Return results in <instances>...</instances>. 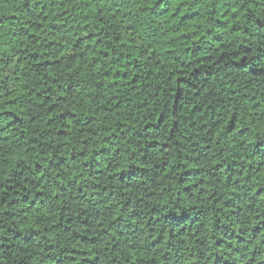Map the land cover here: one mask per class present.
<instances>
[{
  "label": "trees",
  "instance_id": "trees-1",
  "mask_svg": "<svg viewBox=\"0 0 264 264\" xmlns=\"http://www.w3.org/2000/svg\"><path fill=\"white\" fill-rule=\"evenodd\" d=\"M0 264H264V0H0Z\"/></svg>",
  "mask_w": 264,
  "mask_h": 264
}]
</instances>
